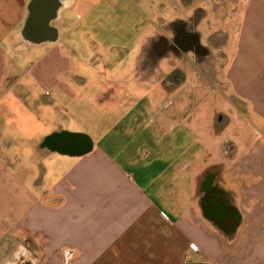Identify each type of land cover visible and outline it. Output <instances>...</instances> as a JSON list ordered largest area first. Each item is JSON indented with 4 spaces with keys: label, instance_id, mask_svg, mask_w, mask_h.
<instances>
[{
    "label": "crops",
    "instance_id": "0c3cea01",
    "mask_svg": "<svg viewBox=\"0 0 264 264\" xmlns=\"http://www.w3.org/2000/svg\"><path fill=\"white\" fill-rule=\"evenodd\" d=\"M185 1V21L211 57L226 60L232 97L253 113L244 121L263 123V74L251 62L264 60V0H240L242 18L224 35L203 33L209 9ZM140 2L156 10L157 2L132 3ZM80 9L90 10L86 0H0V264H264V128L210 136L194 124L193 86L178 104L177 85L162 82L176 61L162 68V57H151L154 29L128 55L132 69L121 59L106 72L111 102L123 97L128 106L108 122L105 143L58 120L65 105L43 95L44 60L63 59ZM177 128L195 150L173 151ZM209 138L219 139L211 149ZM60 139L70 140L67 151L56 147ZM207 183L220 193L216 218L203 209Z\"/></svg>",
    "mask_w": 264,
    "mask_h": 264
},
{
    "label": "rangeland",
    "instance_id": "374dc122",
    "mask_svg": "<svg viewBox=\"0 0 264 264\" xmlns=\"http://www.w3.org/2000/svg\"><path fill=\"white\" fill-rule=\"evenodd\" d=\"M86 1L90 10L85 13L83 9H80L73 16L72 19L77 27L61 48L64 53L63 59L55 57L52 60H44L46 69L44 71L48 74L49 82L43 89V95L50 98L57 95L59 99L64 101L65 108L58 115V120L66 129L86 131L90 133L94 142L99 141L103 144L110 138L108 135L106 140L102 139L107 130L108 122L111 118L123 117L128 106L126 102H124L125 104L122 103L123 97L118 98L120 100L116 103L117 105L114 104V101L111 102L113 99L106 83L107 70L115 68L116 62L121 59L123 68L132 69L134 66L133 59L132 56L129 57L128 55L135 54L137 51L136 41L146 30L154 29L155 35L170 39L175 35L174 29L184 28L182 24L186 22L184 19L186 1L150 0L151 4L157 2L156 10L147 8L141 2L132 3H136V0ZM202 3L209 9V21L203 27V33H206L208 29L210 32L216 33L218 31L223 35L228 34L235 29L237 22L239 23L242 18V12L237 17L240 0H193L194 6ZM158 11L162 14L160 21L157 15ZM175 17L176 20L172 19ZM217 21L221 24L219 28ZM156 25L157 27H155ZM193 31L198 34L196 26ZM230 49V56L227 61L237 49L236 37ZM126 56L129 57L128 60ZM166 57L167 59H162V68L169 65L168 55ZM215 57L209 55V57L202 59L190 53L177 52L178 73L173 82L178 88V104L183 105L184 103L185 93L183 89L185 84H192L191 114L194 117V124L200 126L201 130H208L210 136L216 128L230 134L239 129L242 131L246 129L249 136L257 135L256 131L264 128V122H255L253 121L254 118H252L251 124L244 121L243 115L254 117L253 113H250L247 106H244L243 100H239L243 105L240 108L238 102L232 97L224 77L226 60L224 61L219 55L218 58ZM105 65L108 66V69H105ZM35 66L34 64L31 69H34ZM251 67L253 74L254 67L260 75L263 74L261 79L260 76L258 77V80L253 74H250L251 85L256 80L257 83H263L264 60H258L256 64L253 60ZM67 68H71V71H65L64 77L58 80L57 72L59 70L63 72ZM164 70L162 69V72H165ZM164 76L162 74V80ZM123 78L126 80L125 77ZM133 78V76L129 77V82H132ZM206 100L210 101L208 109L205 107ZM181 108L178 106V113L185 114L189 111L187 108V110L184 111L183 109L182 112H179ZM250 126L253 128L250 129ZM195 130L198 131L199 129ZM182 135L181 128H177L172 136L174 152L178 153L181 148L186 147L190 153V150L193 151L198 147L197 144L187 145V139ZM217 140L209 138L208 146L210 149L216 146ZM224 140H228L231 145H236L238 141L234 138Z\"/></svg>",
    "mask_w": 264,
    "mask_h": 264
},
{
    "label": "flooded vegetation",
    "instance_id": "af4514ba",
    "mask_svg": "<svg viewBox=\"0 0 264 264\" xmlns=\"http://www.w3.org/2000/svg\"><path fill=\"white\" fill-rule=\"evenodd\" d=\"M184 28H180V30L174 29L175 35L172 36L170 39L167 38H159L158 40L154 41L150 45V51L153 55H151L152 59L155 60L157 57H166L168 55L169 65L172 66L173 63L176 61L177 52L184 53V54H192L195 56H199L202 59L204 57H209L208 50L200 44L199 35L196 34L193 29L195 28L188 22L182 24ZM167 59V57H166ZM175 67V66H174ZM177 68H170L167 70V74L164 76L162 82L176 84L173 81L177 75ZM72 145L75 147L77 143L74 141ZM220 199V193L218 190L214 189L210 186V184L205 186L204 194L202 196V204L204 211L211 217L219 216L218 213H221V208L219 206L218 200ZM221 209V210H220ZM231 210L224 209L225 213H229ZM232 218L236 220V217ZM232 221V220H231Z\"/></svg>",
    "mask_w": 264,
    "mask_h": 264
},
{
    "label": "water",
    "instance_id": "95a60500",
    "mask_svg": "<svg viewBox=\"0 0 264 264\" xmlns=\"http://www.w3.org/2000/svg\"><path fill=\"white\" fill-rule=\"evenodd\" d=\"M67 141H70V140H57L56 141V147L59 149V150H63V151H67L69 146H68V142ZM86 145V144H85Z\"/></svg>",
    "mask_w": 264,
    "mask_h": 264
},
{
    "label": "built area",
    "instance_id": "2783aa9c",
    "mask_svg": "<svg viewBox=\"0 0 264 264\" xmlns=\"http://www.w3.org/2000/svg\"><path fill=\"white\" fill-rule=\"evenodd\" d=\"M161 216H162V218H163V219H166V217H165V215H164V214H162Z\"/></svg>",
    "mask_w": 264,
    "mask_h": 264
}]
</instances>
